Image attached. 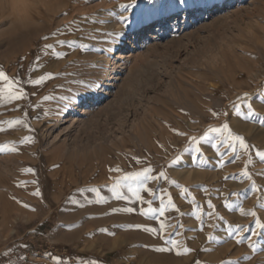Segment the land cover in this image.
Here are the masks:
<instances>
[{
	"label": "rangeland",
	"instance_id": "1",
	"mask_svg": "<svg viewBox=\"0 0 264 264\" xmlns=\"http://www.w3.org/2000/svg\"><path fill=\"white\" fill-rule=\"evenodd\" d=\"M129 2L15 0L11 14L0 12V70L28 94L0 104V121L22 118L35 130L0 125V146L17 149L0 152V264H162L164 256L177 264H264V229L256 224H264V161L256 155L264 151V0L120 7ZM121 32L141 38L114 42ZM45 73L52 78L42 85L25 83ZM87 92L86 108L60 100ZM224 123L247 152L226 134L201 139ZM26 135L35 142L21 144ZM146 168L157 179L144 180L152 194L140 195L157 209L171 198L179 212L141 214L149 205L128 191L137 181L123 178ZM114 185L127 200L115 198ZM125 207L136 210L112 211ZM169 240L177 249L156 250L170 248ZM183 247L193 251L176 255Z\"/></svg>",
	"mask_w": 264,
	"mask_h": 264
},
{
	"label": "snow or ice",
	"instance_id": "2",
	"mask_svg": "<svg viewBox=\"0 0 264 264\" xmlns=\"http://www.w3.org/2000/svg\"><path fill=\"white\" fill-rule=\"evenodd\" d=\"M137 3V0H130V2L128 4H122L120 5V7L124 10H128L131 9L135 4ZM180 4H184L186 3V0H179ZM122 21L127 22L128 17L126 16H121L120 18ZM118 37H122L123 39H139L141 38L140 33H118L116 35H114L112 37L113 41L115 42V40ZM44 39H48V37H44ZM57 43L59 44H63L65 43V41H57ZM45 49H51L53 46L51 44H46ZM81 47H85L84 45H81ZM119 47L117 46L116 48L113 49V52L118 51ZM53 55L57 56V57H62L64 54L61 52H53ZM37 59H39V57H37ZM52 78V73H45L43 75H40L38 78L35 79H28L25 81V83L34 85V86H40L42 85L46 80L51 79ZM0 81L4 82V87L0 88V104L3 105H9L12 104L13 102L16 101H20V100H26L27 99V93L24 92L23 88H19V89H14V84L18 83V78H14V79H10L2 70H0ZM95 87L99 88L102 87V85H95ZM245 97L248 96L247 93L244 94ZM54 99L53 96L51 95H47L43 97L44 101H50ZM61 101H69V103L71 104V107L73 109H79V108H86L88 107L92 102H93V94L91 92H87L86 94H79L75 97L72 98V100H69L68 96H61L60 97ZM74 101V102H73ZM226 114V113H225ZM24 115L26 116L27 113L25 112ZM45 115H47V113H45ZM213 115H217V113H213ZM256 113L254 112V110L252 109V105L249 103L248 104V116L252 117L255 116ZM264 122V121H262ZM3 124H7L9 128H12L13 126H23L25 129H27L28 132H34L35 130L32 129L29 124L27 123L26 120L22 119V118H15L13 120H8V121H0V125ZM5 131V129L3 127H0V132ZM209 133H221V134H226L225 139L228 141H232V142H239V146L240 148L244 149L246 152L249 148V145L245 142L244 138L240 135H236L234 133H232V131L229 129V126L227 123H224L221 127L219 128H209L208 131L204 134L203 137H201V139H207L208 138V134ZM195 144H199V141L196 140L195 137L190 138ZM35 142V137L32 135H26L24 136L21 140L20 143L21 144H31ZM213 147H215V145H213ZM16 147L13 145L12 147H9L8 144H4L2 146H0V152L2 151H16ZM233 150L234 147H233ZM195 151L199 152L200 148L196 147ZM256 155L259 157V159L261 161H264V151H257ZM180 159L179 156L176 157V159L173 161V163H176V161H178ZM137 163H139V161H137ZM248 163H251V160L248 161ZM25 171L27 172H32V169H26ZM112 171H117L119 172L120 169H113ZM152 170L151 168H146L144 169V171L142 172H132V173H127L124 176V180H134L137 181V187L136 188H132L131 186H129L128 191L132 193V195L135 197V199L137 201H140L141 203H147L149 205V207L147 209L141 208L140 212L142 215L144 216H149L150 214L153 216L154 219H156L157 217L155 216V214L158 212L159 213V217H164L165 216V211L168 207H171L172 209H175L177 212H179V209L176 208V205L172 203L171 198H169L168 200V204L164 205L163 202H161V205L159 207V209L157 208H153L151 207V203L152 201H145L144 198L140 195V191H146L149 194H152V190L150 188L147 187V185L144 183V180H148V179H157V177H152L149 176L148 173H150ZM165 173L161 172L159 174L160 177H165ZM242 175L248 177L249 179H251V176L249 174V172L245 169L242 173ZM170 183L175 184L176 181H169ZM119 184V181H117V185ZM91 191H96V189H90ZM253 190H255V185H253ZM113 194L115 196L116 199H124L127 200L128 197L123 195L122 193L118 192L116 190V186H113ZM182 191L186 192L187 189H182ZM35 195H39V191H37L35 193ZM27 206V205H25ZM209 207H213L211 202L209 201ZM226 207H230V205H226ZM136 209L131 208V207H125L122 209H112L113 212H117V211H123V212H134ZM241 212L243 213V209H241ZM252 216H256L255 212L250 213ZM197 219H199V216H197ZM257 227L260 229H264V224H261L259 220L256 221ZM130 228H135V229H142L144 232L147 233H151V234H158V231L156 228H152V227H147V226H142V225H129ZM168 227V225L161 220L160 221V225H159V234H163L166 230V228ZM174 227H183L182 224H177ZM176 235H179V232L175 233ZM258 233L256 231L252 232V236H257ZM209 240H215L216 237L212 236L211 234H209L208 236ZM168 243H170L171 247L170 248H157V251H161V252H165V251H172L174 249H177V241L175 240H169L167 241ZM240 241H237V243H239ZM249 247H251L253 249V251H255V245L254 242L252 244L249 245ZM191 251H193L192 249L188 248V247H183L182 250H176V255H186L188 253H190ZM58 261V258H56ZM59 264V261H58ZM90 264H98L97 261H91ZM194 264H200V261H195ZM229 264H233V262H229Z\"/></svg>",
	"mask_w": 264,
	"mask_h": 264
},
{
	"label": "bare ground",
	"instance_id": "3",
	"mask_svg": "<svg viewBox=\"0 0 264 264\" xmlns=\"http://www.w3.org/2000/svg\"><path fill=\"white\" fill-rule=\"evenodd\" d=\"M217 4H219L220 7L222 6L221 1H218ZM164 16H165V14H164ZM161 18H163V17L161 16ZM141 233H142V231H141ZM143 233H144V231H143ZM146 234H147V232H146ZM145 259H146V258H145ZM151 259H152V258H151ZM158 260H160L162 264H177V262L179 261L178 258H175V257H172V258H171V257H167V256L161 257V258L158 259ZM145 261H146V263L151 264V262H152L153 260H145Z\"/></svg>",
	"mask_w": 264,
	"mask_h": 264
},
{
	"label": "clouds",
	"instance_id": "4",
	"mask_svg": "<svg viewBox=\"0 0 264 264\" xmlns=\"http://www.w3.org/2000/svg\"><path fill=\"white\" fill-rule=\"evenodd\" d=\"M14 7L15 0H0V12L7 11L9 14H11Z\"/></svg>",
	"mask_w": 264,
	"mask_h": 264
}]
</instances>
